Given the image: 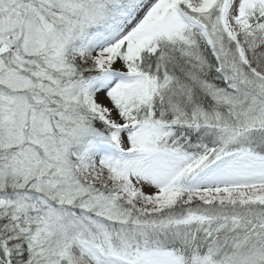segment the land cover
Segmentation results:
<instances>
[{"label":"snow or ice","instance_id":"6c2138e0","mask_svg":"<svg viewBox=\"0 0 264 264\" xmlns=\"http://www.w3.org/2000/svg\"><path fill=\"white\" fill-rule=\"evenodd\" d=\"M0 264H264V0H0Z\"/></svg>","mask_w":264,"mask_h":264}]
</instances>
